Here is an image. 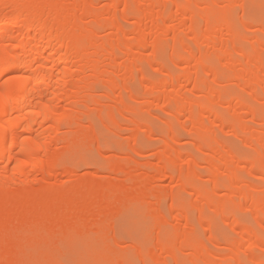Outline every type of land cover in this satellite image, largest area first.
Segmentation results:
<instances>
[{"label": "bare ground", "instance_id": "bare-ground-1", "mask_svg": "<svg viewBox=\"0 0 264 264\" xmlns=\"http://www.w3.org/2000/svg\"><path fill=\"white\" fill-rule=\"evenodd\" d=\"M107 2L106 10L100 13L96 10V0H0V78L13 72L8 80L0 83V264H18L17 254L22 253L20 249V252L16 251L17 254L14 253L9 260L6 256L8 246L15 239L17 232L21 236L22 233L19 231L22 230L28 231L26 234H29L30 231L39 230L37 227L41 228L44 224H51L50 221L57 220L55 216L49 214V216L42 215L35 218L33 222H30L27 216L20 217L22 220L17 229L11 228L10 224H6L9 223L6 222L7 219L11 217L15 219L20 213L15 214L17 213L15 211L11 216L5 213L4 197L6 198V195L14 193V190H17V192L29 189L37 190L35 194L32 193L33 195L29 200L22 204L20 207L22 209L21 213H30L38 205L48 206L49 208L62 205L63 211L71 209L70 211L73 213L71 215H74L75 219H78L80 214L87 212L91 216L99 217L97 220L101 224L100 217H107L105 213L92 211L94 210L92 208L94 204L91 207L92 209L90 208L91 211H88L90 210L87 209L89 206L86 208L84 204L79 203V205L74 206L77 203L73 204L72 201L63 202L61 200V194L64 190L62 186L49 189V196L43 199L41 192L46 187L36 181V178L35 181H30L29 175L32 172H37L38 175L40 174L43 179L47 180L52 178L59 168L67 169V173L73 175L75 171L70 167H66L64 163L65 150L59 152L60 150H57L56 147L59 142L64 141L66 143V140H70L74 136L73 130L76 134L80 133L79 128L85 122L90 121L83 110V107H86L85 104L91 102L95 106H101L100 114L105 115L104 100H101L103 97L96 98L100 94L98 92H101L104 93L107 100L118 97L115 101V109L123 118L134 116L138 114V110L136 112V108L129 102H138L143 97L141 96L143 92L140 93L141 91L133 84L138 80L140 86L146 88L150 83V71L153 70L159 71L162 77L153 84V89L149 86L148 89L146 88L148 92L145 90L144 96L159 101L169 95L170 99L167 97L166 101L167 99L170 101L171 114L169 113V116L172 118L171 121L164 124L163 130H161L164 131L163 137L165 136L162 142L166 157L162 162H173L176 158H180L182 159V165L184 167L187 165L186 169L183 168L180 171L183 193H187V189L191 185L194 186L202 180V175L198 170L201 165H205L211 170V175H209L213 185V193H218L219 188L221 189L218 172L223 168L229 178L226 185L223 186L224 191L230 192L233 188L239 189V192L237 191L238 203H236V209L250 198L242 186L246 184L249 176L238 173L239 168H241L239 166L240 162L243 161L236 160L234 155L232 156L231 152L225 149L219 132H223L226 127L232 126L236 136L241 137L245 142L252 145L257 141L261 145L263 136L261 137L258 132V135L254 133L246 118L254 114L256 103L259 104L258 99L261 100L259 95L264 90V42L259 37L252 36L249 48L243 47V49L240 45V47H237V36L231 22L234 16L230 15V9L228 10V7L224 6L226 9L221 12V15L213 14L210 11L209 4L211 3L208 0H107ZM212 3L215 7H219L218 0H212ZM120 5H123L121 15L118 10ZM142 8H144V12H142L144 15L140 16ZM245 21L243 26L248 30L251 25H248ZM174 22H178L180 27L173 34L170 42H165L166 39L150 42L144 38L152 33L164 34L165 29L169 28ZM127 24L131 25L127 27ZM224 31L227 38H223L222 33ZM104 32L108 33V37L98 40L99 34ZM136 32L139 33L138 36L132 39L131 36ZM241 44L243 46V43ZM169 48L171 50L177 48L176 51L179 50L184 54L182 60H179L183 72L177 76L176 81L171 82L169 79L172 80L173 74L170 72V68L168 69L166 62ZM148 50L152 51L150 57H146ZM239 57L248 59V64L244 65ZM176 60L172 59L174 64H176ZM217 64L225 65L230 72H237L235 76L225 77L227 79L225 81H237L241 93L252 88V99H244L243 103V96L238 93V98L225 101L224 96L226 97L229 94L227 92L226 95V92L221 90L224 81L218 78L217 73L221 65L218 66ZM226 67L222 68L225 70ZM73 68L77 69L74 70ZM191 69H193V72L190 71ZM238 70L241 71L239 74ZM222 74L220 75L221 78ZM210 77H213V79L210 80ZM169 85H171V89H174L169 90V93H166L167 95H164L163 98L161 96L155 97L157 95L155 92L158 93ZM189 86H193L191 94L202 95L206 100L198 103L189 95H186L185 91ZM96 93L98 94L96 95ZM170 94L176 95V97L171 98ZM70 99H77L78 103L73 104L76 105L73 106V109L67 108L69 110H66L69 112H65L61 109L64 108L61 104L62 102H69ZM224 105L228 106L226 108L229 109L228 111L225 110L224 112L222 110L225 107ZM60 109L63 111L62 113ZM151 110L153 108H148L147 111L151 112ZM108 115L112 120L111 123L117 127L119 121L115 113H109ZM206 117L209 123L203 121ZM183 118H186L187 122L183 123ZM251 122L253 123V120L250 119ZM262 126L264 127V123ZM64 129L72 130L69 132H72L71 137L64 136L63 139L58 137L59 134L64 133L62 132ZM183 132H188L189 136L186 135L188 139L196 142L194 143L195 152L184 154L181 153L182 151L177 150L179 148L177 145L185 137ZM72 138L74 139V137ZM149 139L150 141L153 140V138ZM64 142H61L62 147H64ZM76 144L78 145V142L75 140L74 143L69 145L72 148ZM65 145L66 148H70L68 143ZM130 151L136 156H141L142 153V150L135 147H132ZM254 151L257 152V150ZM262 153L264 155V150L261 151ZM198 155H202L204 158H200ZM68 157L70 158V156ZM261 160L264 161V159ZM217 162L224 163V166L220 168L219 165L221 164H217ZM205 169L207 170V168ZM257 171H264V164L260 162ZM206 173L208 172L206 171ZM46 183L45 181L44 184ZM134 183L136 182H132L133 185ZM37 184H40L39 188H36ZM197 186L200 187V185ZM92 187L96 189L97 193L108 191V184L91 183L89 187L84 189L89 191ZM134 187L138 188L140 186L136 184ZM201 187L203 186L201 185ZM197 191H199V193H195L197 198L200 201H206L207 195L204 194V190ZM153 192L150 195L154 199H158L159 225L164 230L170 223L166 216L162 214L164 205L161 204L160 198L163 192ZM173 194L171 193L172 197ZM179 194L181 195V193ZM139 198L138 202L140 201ZM130 202L135 204V198ZM133 203L132 205H134ZM199 203L201 204V202ZM72 205L73 207H71ZM193 206L191 208H196V203H193ZM215 206L217 205L215 204ZM20 208L19 210H21ZM236 209H234V212H236ZM200 210L204 211L203 209ZM262 210H264V207ZM234 212L232 213L236 214ZM61 213L64 214L62 211ZM190 215V210L187 208L182 209L176 216L177 219L186 220L185 227L188 228H185L186 231L181 232L179 238L183 239L184 248L196 253L205 246L202 243L191 241L194 227L190 222ZM117 216L120 217L118 214ZM229 217L224 216V220L226 218L228 220ZM231 217H235V215H231ZM237 221L234 220L233 228L240 225ZM31 225H34L33 227L36 229H32ZM43 227L53 231L49 224ZM71 227L73 228L70 229ZM78 227L75 220L70 223V228L68 225V227H62L64 228L62 230L67 235V231L72 230L73 232V229L77 230ZM67 228L70 231L66 230ZM12 229L18 231L14 234ZM35 233L37 232L35 231ZM38 233H40V230ZM243 233L246 235L243 239L246 243L243 252L257 248L261 249L264 246V237H255V229L252 226H245ZM17 234L18 237L20 234ZM240 252L235 251L234 255L238 256ZM169 254H174V251H169ZM204 254H200L198 261H201V264H210L208 258H206L208 262L205 260L206 255ZM19 257L21 258V256ZM196 261L194 260V263ZM253 263L261 264L262 262ZM212 264L216 263L213 262Z\"/></svg>", "mask_w": 264, "mask_h": 264}, {"label": "rangeland", "instance_id": "rangeland-1", "mask_svg": "<svg viewBox=\"0 0 264 264\" xmlns=\"http://www.w3.org/2000/svg\"><path fill=\"white\" fill-rule=\"evenodd\" d=\"M208 1L211 3L209 6L211 9L210 11L213 14L217 13L221 15V12L224 9L227 7L228 10L230 9V15L234 16L231 22L237 36V47L241 46V48H249L250 38L252 36L259 37L262 42H264V0H218L219 7H215L212 3V0ZM107 4V0H96L97 12L101 13L105 11ZM224 6H226V8ZM118 8L121 15L123 11V5H120ZM144 8L141 9L142 11L140 12V16L144 15L142 13L144 12ZM244 21L248 25H251L250 29L246 30L244 28ZM129 25L131 24H127V27ZM178 27H180L179 23L174 22L169 28L165 29L163 32L164 34H158L159 32L152 33L145 36L144 38L150 42L158 39H161L162 41L166 39L165 42H170L172 40L173 34L177 31V29L179 30ZM223 33V38H227L226 32L224 34ZM107 34L108 33L106 32L102 34L100 33L97 39H105L108 37ZM138 34V32L134 33L131 38L135 39ZM241 43H243V46ZM176 50L177 48L175 50H171L169 48L166 55L167 67L168 69L170 68V72L173 74H171L172 80L169 79L170 82L176 81L177 76L183 72V70H181L182 66L180 65V61L182 60L184 54H182L181 51ZM151 54L152 51L148 50L146 57H150ZM172 59H177L176 64L173 63ZM241 59L240 60L244 65L248 64V59ZM222 67L226 66L221 65V67H219V72L217 73L219 77H217L224 81H222L223 87H221V90L225 91L226 95L227 92L229 94L226 97L224 96V99H226L225 101H231L235 98H238V95L241 92L237 86V81L231 80L226 82L225 80H227L226 78L235 76L237 72H230L227 67L225 70ZM73 69L75 70L77 68ZM190 71L193 72V69ZM239 72L241 71L238 70V74ZM221 74L222 78L220 76ZM12 75L13 72L5 74L0 78V83H4V81L8 80ZM150 75V83L147 85V89L148 86L149 88L151 87L153 89V84L160 77H162L161 73L156 70L150 71ZM173 78L175 79L173 80ZM212 79L213 77H210V80ZM133 85L141 91L140 93L143 92V95H141L143 97H141L138 102H129V104L132 103L131 105L136 108V112L138 110V114L123 118L119 113L116 112L115 109V101H117L118 97H115L112 100H107L104 97V93L98 92L100 94L96 93V95L98 94L96 98L103 97L101 100H104L103 109H105V115L100 114L101 106H95V104L88 102L85 104L86 107H83V110L90 121L85 122L84 125L79 128L80 133L76 134L74 133L75 130H73V139L71 137L72 132L69 133L72 130H62V132L65 134H62L60 131L61 134H59L58 137H62L63 139L64 136H67V138L69 136L71 137L70 140H72H66V143L64 141L61 142H64L65 144L68 143V145L74 143L75 140L78 142V145H73L74 147L72 148L70 145V148H66L64 143V147H62L63 145L61 142L58 144L60 148L58 146L56 147L57 150H60L59 152H63L65 150L64 163L66 167H70L73 169V171H75L73 175L68 174L66 171L67 169L63 168L57 169L53 174V177L48 178L47 180L43 179V177L40 174L38 175L37 172H32L29 175L30 181H33L36 178V181H39L40 184L42 183L41 185L43 187H46V189L41 192L43 199L49 196V189L62 186L64 188L61 194V200L63 202L72 201L73 204L77 203L74 206L79 205V203L81 205L84 204L86 205V208L89 206L87 209H90L94 204V207H92L94 210L92 211L97 213H105L107 217H100V219L103 221H101V224L100 221L97 220L99 217L95 215H92V217L87 212L85 213L86 215L82 213L83 215L80 214L78 219H75L74 215H71L73 214L70 211L71 209H68L69 211L66 210L68 212L63 211L64 208L62 205H57L54 208L38 205L30 213H21L22 209L20 207L22 204L29 200L37 190L29 189L23 190L22 192H17V190H14V193L12 192L10 195H6V198L4 197L5 213L9 214L10 216L15 211L17 212L15 214L20 213L15 219L14 217H11L12 219L8 217L9 219H7L6 222L9 223L6 224H10L11 226H9L11 228L17 229V227L20 225V221L22 220L21 218L26 216L30 222L35 221V218H38L42 215L55 216L57 220L50 221L51 224L47 223L43 225L46 227V225L49 224L53 231L50 229L47 230L42 226L41 228L37 227L40 230V233H38L39 230L33 227L34 225H31L33 227L32 229L36 230L30 231L29 234H26L28 231L25 230L19 231L22 233L21 236V234L17 232L18 230L16 231L15 229H12L14 234L17 232L20 235L17 237L16 233L14 239L15 241L13 240L12 243H10V246H8L6 255L8 257H6L7 260L12 258L14 253L16 251L18 252L20 249V251L24 254L15 253L18 255V264H196L197 262H201L198 261L201 253H205L204 255L207 256H205V260L208 258L210 264L213 262L216 264H254L253 262L258 261L260 263L262 262L261 264H264V246H262L261 249L257 248L255 250L243 252V249L246 245L245 241L243 240L246 237V235L243 233L245 226H252L255 229V237H264V210H262L264 207V171H257L258 167L260 166V162L264 164V161L261 160L264 159L263 153L261 154V151L264 150V143L262 145V142H264V127L262 126L264 123V90H262V92L260 91L261 93L259 98L261 100L258 99L259 104L256 103L254 108L255 111H252L254 114L246 118V120L249 121L248 125L252 127L254 133L256 135L259 133L261 137L263 136L261 145L255 141L254 144H252V147L250 143H247L242 140L241 137L239 138V136H236V132L232 126H229L230 128L226 127L223 132H219L218 130L221 135L220 139H223L222 142L223 146H225V149L231 152L232 156L234 155L236 160L243 161L242 163L240 162L239 166H241V168H239L240 171L238 170V173L240 172L242 174H246L247 177L249 176L246 184H243L242 186L243 190L250 196V198L236 209V203H238L237 191L239 189L237 190L236 188H233L230 190V192L224 191L223 186L226 185V182L229 178L227 177V172L221 168V166H224V163L222 164L221 162H217V164H221L219 166L222 169L218 172L220 175L219 186L221 187V189L219 188L220 191L218 193L212 192L213 185L210 181L211 170L205 165H201V168L198 170L202 175V180L199 181L200 183H197L196 181L197 184L194 186L191 185V189L189 188L187 189V193H183V183L180 180V171L183 170V168L186 169L187 165L184 167V165L181 163L182 159L180 158H176L173 162H162V160L164 161L166 157L164 155V145L162 142L165 136L163 137L164 131L162 132L161 130H163L165 126L164 124L168 121H171L170 119L172 118L169 116L171 111V106L169 105L170 101H168V99H170L168 97L169 95L165 96V98L163 97L164 95H167L166 93H169V90H173L174 88L171 89V85H169L158 93L155 92L157 94L155 97L161 96L164 99L159 101L156 99L158 101L157 102L151 97L144 96V92L147 90L145 87L140 86L138 80L135 81ZM191 89H193V86H189L185 92L186 95H189L195 102L199 103L206 100V98L202 95L191 94ZM241 94L243 96V103L244 99H252V88L246 89V91ZM171 95L172 94H170L171 98H173V96L176 97V95ZM167 97L168 99L166 101ZM77 101V99H70V103L68 101H66V103L62 102L61 106L64 108L61 109L65 112H69L67 110L73 109V106H76L73 104H77ZM226 106L222 108L224 112L225 110H229L226 109L228 108V106ZM148 108H153V110L149 112L147 111ZM238 108L242 109L241 107ZM62 110L61 113L63 112ZM109 113H115L119 121V125H117V127L111 123L112 120L109 118ZM250 119L251 121L253 120V123H250ZM205 120L203 121L209 123L207 117ZM182 122H187V119L183 118ZM188 127L190 128V126ZM183 134L185 137L181 139L178 145L176 144L177 147H179L177 150H180L179 152L182 151L181 153L184 154L195 152L196 148L194 143L196 142L192 139H188V132H183ZM187 134L188 136H186ZM149 138H153V140L150 141ZM132 147L142 150L141 156L132 154L130 151ZM254 150H257V152ZM165 152L167 153V151ZM68 156H70V158ZM198 156L200 158H204L202 155ZM257 164L259 165L257 166ZM254 166L257 167L255 168ZM205 168H207V170ZM204 171H207L208 173L205 174ZM43 181H46L47 183L44 184ZM132 182H136L134 185L137 184L140 187L135 188ZM91 183L101 185L108 184V191L106 190V192L103 191L97 193L96 189L93 187L90 188L89 191H86L85 189L89 187ZM40 184H37L36 188H39ZM197 185H200V187ZM201 185L203 187H201ZM197 190H204V194L207 195L208 199L206 198V201H200L195 194L199 193ZM153 191L163 192L160 198L161 204L164 205L162 207V214L166 216L168 222L170 223H168L169 226L164 228V230L163 228H160L159 225L160 218L157 211L159 208V202L158 199L156 200V198L154 199V197L151 196ZM171 193H174L173 197L171 196ZM179 193H181V195ZM117 195L120 196L118 197ZM138 197H140V203L138 202ZM134 198L135 204L130 202ZM199 202H201L202 205ZM227 202H229V204H227ZM132 203L134 205H132ZM193 203H196V208H193ZM215 204L217 206H215ZM254 205L256 206L254 207ZM191 206H193V210ZM71 207H73V205ZM19 208L21 210H19ZM187 208L190 210V222L194 227L191 241H195L196 243L200 244L202 243L205 246V248H203L204 250L202 249L196 253L195 251H190L184 248L185 243L183 239L179 238L181 232H184V230L186 231L188 228L185 227L186 220L184 221V219H177L176 216H178L182 209ZM91 209L88 211H91ZM200 209H203L204 211ZM234 209H236V212H234ZM61 211L64 214H62ZM232 212L236 214H233ZM117 214L120 215L121 219L119 216H117ZM115 215L116 217H114ZM226 215L227 218L230 216L228 220L227 218L224 220V216ZM231 215H235L236 219H234L235 217H231ZM233 219L235 221L238 220L240 223V225L236 228L232 227L234 222ZM75 220L78 223L79 230L76 228L77 230L73 229L72 232L70 229L73 227L70 228V223ZM68 225L70 229L67 228L66 230L70 231H67V235L69 236H67L64 233L65 231L62 230L66 226L68 227ZM35 231L37 233H35ZM49 231H52L51 234ZM179 240L182 241L180 242ZM171 250L174 251V254L172 255L169 254V251ZM235 251H241L240 255H234ZM19 256H21V258ZM194 260H197L196 263H194Z\"/></svg>", "mask_w": 264, "mask_h": 264}]
</instances>
